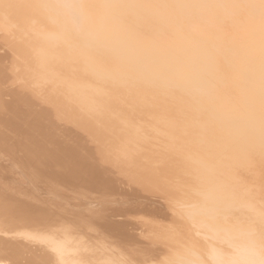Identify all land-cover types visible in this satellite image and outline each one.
Masks as SVG:
<instances>
[{"label":"rangeland","instance_id":"rangeland-1","mask_svg":"<svg viewBox=\"0 0 264 264\" xmlns=\"http://www.w3.org/2000/svg\"><path fill=\"white\" fill-rule=\"evenodd\" d=\"M1 4H4V2H2ZM0 7H2V5H0ZM2 8H0V10ZM2 11H0V15H1V13H4ZM21 11H25V10L22 9ZM0 18H1L0 19V26L3 27L4 25L7 26V24H8V26L10 25V27L7 26L8 30H6V31H10L11 29L13 30V33H12V30H11V32H8L9 34L12 33L13 37H11L8 33H6V31H4L6 29L5 26H4L5 29L3 28V31H1L2 27L0 28V38H1V36L2 37L6 36L5 34H7V36L9 35L12 38L11 39L8 36V39H7V36H6V37L0 39V43L2 42V44H0V69H2V67H4L3 69L5 70V72H4V70L2 69L4 72L3 74L6 75V77H5L6 79L4 78V83L6 82L5 80H7L6 84L8 85L9 82H11L13 74L15 75L12 79V82H11L12 85L10 86L13 90L10 89V87L5 85L3 82H1L2 83L1 86L3 88H4L3 84L5 86H7L4 89V91L9 88L8 91H5V92H7V94H9L10 91H13L14 93H16V91L19 89L18 87H23V88H20V89H23V91L20 92L21 91L20 90V91H18L17 94L13 93L14 94L13 95L10 92V94H9L10 97L9 96L8 97L11 98L13 103L9 101L8 97H4L2 95V98H4V99L6 98L8 100V102L14 104L16 106V110L18 111V113L22 114V111L24 110V113H25L24 115L28 116V117H32L35 114L36 106L38 105V107H39V105L41 106L43 103L44 105H46V107L47 106L50 107V110H49L43 105L45 107V109L49 110L50 114L52 113L51 114L52 117H50L51 120H54V124H52L53 122L51 121L52 127L54 125L57 129H59L60 128L59 125L60 126L62 125L63 128L61 126L60 129H62V130H60V131L64 132L65 128L68 129V127H66V126H70V123H68L69 125H67L65 123L68 121L72 122L71 119H68L69 118L68 116H71L68 114L70 112L74 113L75 111L78 113L83 112L81 110L84 107L81 108L82 105L81 106L79 105V102H78L79 100L77 99L78 101H76V99H75V97H77V96H73L72 94L68 95L71 92L73 93L74 89H72L73 91L72 90L69 91L70 93L69 92L67 93V91L70 90L68 87L69 83L67 84V82L70 81L69 79H71L73 77L72 80L74 79V82H76L75 80L78 81L79 78H77V77L80 76V75L78 76L77 74H82V75L84 74L82 72H85V70L83 71L82 70L83 66H80L82 64H79V63L75 64L74 63L75 61L71 62L73 60L62 61V60H65V58L63 59L64 56L61 58L62 60H60L61 56L60 57L58 56V52L60 51V49H59L60 47L59 48L56 47L57 48L56 50H58V51H56L55 48H49V47L47 50L45 48L46 46L44 47V45H43L44 43L42 42L40 37H38V36H40V34H38V31H40V32L42 31V30H38V26H40V25L36 26L37 24H35V23L29 24V22H24V23H28L27 25H29L28 27H26L27 26L26 24L20 25L19 21H17V24L22 26V27H18L17 24L15 23L16 21L14 20V22H13V19L11 17L10 18L12 19V21H11L12 23H10V24H9L10 21H8L10 19L5 18L4 21L7 20L8 23H4V21L2 20V19H4V17L3 18L0 17ZM13 23L16 24V25H14L16 27L13 26ZM11 24H12V26H11ZM32 25H34V26H32ZM30 26L34 27L37 30V33H35V37H34V33H33V32H35V30L32 32L34 38L31 36L32 33L30 32V30H32V27H30ZM23 27L24 28L26 27L25 30ZM43 27H45L44 30L49 29V28H46L45 25H43L42 27H39V29H43ZM22 28H23V31H22L23 33L21 32ZM44 30L42 32H44ZM15 31L16 32L19 31L21 34L19 35V32L17 34ZM25 32H27V33H25ZM16 35H18V37ZM227 36L229 37V34ZM9 38L12 40V41L10 40L11 42L9 41ZM35 38H37V39H35ZM227 38H225L226 40L223 39V42H226ZM4 39L8 41V44L4 43V41H5ZM34 39L36 40V42ZM39 39L41 40V41H39L41 43L37 42ZM151 39H153V38H151ZM231 39L232 38L230 37L229 40H231ZM1 40H3V41H1ZM30 40L34 41L35 43L31 42ZM21 42L22 43L24 42L26 45H22V44L19 45V43H21ZM28 42H29V44H28L29 49L32 48V45H33V47H35V45L38 43H39V45H38L39 48L36 45L37 48L36 47L33 48L34 51L33 50L29 51V49L27 48ZM3 43L5 45H3ZM10 43H14V44L17 43V45H19V46L15 45L18 48L14 49V47H15L14 44L10 45ZM41 45H42V48L40 47ZM22 47H24V48L22 49ZM40 48L42 50L44 49L43 51H47L46 53H48V51L51 50L50 51L51 54H47V56L50 57L49 59L46 56L45 52L41 53L43 51ZM24 49H25V51H28V53L33 52V53H31L32 57H33V54L38 55L36 57L34 56L35 58L33 57L34 60L32 59L31 56H29V57H31L33 62H35L36 58H38V60H40V61H36V62H37V64H38V62H40L39 65L41 64L42 69H43V70L40 69V71L42 70L41 72H44V73L37 71L38 70L37 68H39V66L37 67V65H36V67H37L36 68L34 65L36 63H34L33 64L34 66L32 67L33 62L28 61L29 60L28 56H26L27 57V60H26L25 55H28V54H27V52L23 51ZM18 50H21V53ZM37 51L39 53H37ZM22 52L25 55H23ZM53 52H56L57 54L53 53ZM52 54L53 55L56 54L57 57L55 56L56 58L55 59L53 58V60L56 61L58 65L55 64L56 62H54L53 60L51 61V59L53 57ZM42 55H43V58L46 56V59H48L47 63H44V64L42 63V59H43V58H41ZM68 60H69V58H68ZM48 61H50V63H48ZM52 62H54L53 64L58 66V68H59V65H61L63 69L59 68V69H62V70H59L57 67L56 68L58 70L56 68L54 69L53 67H55V65H52L53 67H51ZM59 62L60 63L62 62L63 65L65 64L66 66L68 65L67 62H69L70 66L72 65L70 63H73L74 67L78 66V67H76L77 70H74L76 74L74 73L73 68L71 69V71L66 70L65 69L66 66L64 65V67H63V65L60 64ZM43 65H47V68L43 67ZM41 66H40V68H41ZM32 68L34 70H32ZM35 68H36V70H35ZM76 68H74V69H76ZM6 69H8L10 71V73H12L14 70V73L12 75L9 73L10 76L7 77ZM45 69H47V71L54 69L55 71H52V72H57L56 75H60L61 77L65 76L66 78L69 74H71L72 71L73 72H72V76H70V77L68 76L69 77L68 80L65 77H64L65 79H63L59 76L61 80L59 79L60 81H58L57 80L58 76L54 75L55 73H53V75L51 73V75H50L49 73L51 71L47 72ZM78 69L80 70L79 72H81V73L78 72ZM2 70H0V73L2 72ZM15 71H16V74H15ZM32 71H35V72L32 73ZM68 71H70L69 74H66V73H68ZM106 71L107 70H105L103 62L101 60L97 59L93 63V72L95 74H101L102 72H106ZM119 71L114 70L113 75L111 74V72L108 74L111 75L112 77L115 74H118V77L121 76V77H119L120 80L123 79L121 82L123 84H124L123 81L127 82V84L125 82V84L123 86H121L122 83L120 84V86H118V84H116V83H119V82H117V80H116V82L113 81V82H109V83H107L108 81H102L103 79L98 78L97 76H94L93 75L94 73L91 72V70H90V72L93 74H91V73L90 74H91V76L92 75L93 76L91 77L90 75H88L89 74V73H87L88 70H86L84 75L87 78L85 77V80H83V82L85 81V83L88 84V85H86V87L88 89L84 86L85 83L81 84L84 87L83 86L79 87L78 83H77L78 85H76V83L71 82V81L70 82L72 84H75L80 89H83V88L87 89L88 92H90V93H87V97L89 96V98H92V100L94 99V101L95 100L97 101L98 98L103 99V97H102L103 95L106 98V99L104 98L105 100L103 99L104 101L102 100L104 102L103 104L107 103V102H105L107 100L111 103V101L115 98L114 99V101H115L114 105H112L113 103L110 104L109 102L107 103V105H103V104H101L102 103L101 99L100 100L98 99L101 103L99 101L96 102L98 104L99 103L101 104V105L99 104V106H100V108L102 107V110H103L104 106H105L104 109H108V110H106V111H108L107 116H108V118H110L111 122H113L115 120V118H113V117L116 116V114H110L112 112L115 113L117 111V116L119 119L122 116L125 118L126 113H128L130 115V117H128L129 115L127 114L128 116L125 118V119L128 118L127 120H124L123 118H121L119 120L116 117V120L117 119L118 120L117 121L115 120L116 121L115 123L114 122L111 123L109 121V119H108L109 122L108 121L105 122L104 121L105 119L104 120L101 119V120H102V122L110 123V126L116 124L117 122L119 125V123L121 122L120 126L116 127L117 125H115V128L120 127L121 131L123 130L122 128L125 127L124 125L127 124L128 122H129V124L131 123L132 126H133V124L136 126L135 129L131 130V131H136V129H137L136 134L134 132L130 133L131 131H129V130L131 129L132 126L129 125L130 126V128H129V126L127 124V126L125 127V130L129 131V133L132 135L129 134L126 136V131H124L125 136L123 135V139L125 138V140H126V139H129L126 137H130V136L132 137V138L130 137V139H132V140H128V141H131V142L133 141V142L132 143L127 142L128 144L129 143L131 144V145L130 144L129 145L127 144V145L130 146L129 149H131V150L136 148L137 150H134V151H136V154H137L138 150L140 151V153L138 152L139 156L137 155L138 158L135 156V158H137V160H135V158L132 159V157L134 155H132L131 158H130V155L129 156L127 155V153H129L131 150L129 152H127V150H128V148H126L127 145H123L125 143L121 144V142H120V144L122 145V148L124 146V148L127 149V150H125L126 154L123 151L124 148L122 150V148L120 146H117L118 148H120V150L118 149L117 151H116L117 148L116 149L114 148V147H116L115 142H117V145H120V144H118L119 143L118 141L122 140V134H120V133H122L123 131L119 132L118 129H116V130L113 129L110 132L109 131L107 132L106 131V130H108L107 128L111 129V127L107 123L105 125L106 128H104V125H101L102 122L101 123L98 122L96 124V125L99 124L98 128H97V126H95V123H96V120L99 121V119H95V120L93 119L95 121V123H94V121H92V119L90 120V122L92 123V125L94 124V127H96L97 132H98V129L100 130L99 126H101V129L103 126L104 129H102V134H100V132H101L100 131V132H98L100 135L98 133H97V135L101 136V138L105 135L106 139L108 138L107 140L104 139L105 136H104V138H102V140H104V141H102L101 144L103 145V143H104V146H102V145H100V146H102L104 148H102V147L100 148V146H99V144L101 142L100 141L101 138L99 136L96 135V137H99L100 140L95 138L94 135L92 136V138H90L91 140L89 139V137L91 135H89V137L86 138L87 137L86 136L87 135L86 128H83V132H80V131H82V128L78 127L77 129L79 131H77V130H75L76 128H74L77 126H74L71 123V126H70L71 129L69 127L70 130L68 129V131L66 130V133L64 132L65 134H67V132H71V133H69L68 135L65 136L64 133H60L59 130H57L55 127H53L52 128L53 130H51L52 134L56 135V133H54L55 129H56V132H59L60 135L58 136V133H57V135L54 136L53 138L50 137L49 141H48V137H46V138L43 137V138L47 139V140H45L43 138L41 139L40 143H45L44 140L46 141V143H45L46 146L44 148L49 149L51 146H52L51 148L56 147L57 143L59 141L63 145H65V144L67 145L68 143H73V141L76 140V141H74V143L81 144V146L85 145L84 143H86V141L82 142L83 139L84 140L89 139L91 144L98 143L100 141L98 144H95V145L99 146L100 150L101 149L106 150V148L108 150L110 148L108 150L109 153L115 152L114 153L116 155V156L114 155L115 157H111L112 153L109 157V155H108L109 153H107L108 151L107 150L104 151V152H106L104 155L105 156L107 155V157H106L107 159L111 158L112 161L113 160L117 161V158H116L117 153H118V151H122V153H118V156L120 154H122L120 156L123 158V155H127L129 157V158L127 157L128 160L131 159L130 163H128L130 165V168H129V165L127 163H125V162H128V161L124 160L126 157L125 156L124 159H121V162L124 160V162H122L124 164L119 162L120 164L123 165L121 168H120L121 165L119 166L118 162H113L114 164L116 163L115 166L113 164H111L110 166L111 167L114 166L112 168L116 167L115 168L116 171L114 169H112L111 167H109L111 169V171H113V170L114 171L111 172L108 168V172H109L108 173L107 169H106V173H107L106 176L109 175L110 173H114V177H113V174H110V176L116 180L118 178V181H116V180L113 181V179H111L110 176H108V179L110 178V180L113 181V183H112L113 186L111 184H106V185L103 184L104 186L103 185L100 186L98 184L96 186L94 185L97 188L103 187V188H101L103 191L99 190V189L98 190L95 189L96 190L95 193L104 194V195H102V198H99V195H97L95 193H94L95 195L92 194L91 192H94V191L91 190V188H89L91 191L89 189H87L86 191L89 192L91 195L88 194L86 196L87 199L86 198L78 199L77 196L80 197L79 191L80 192L82 191L81 190L82 187L80 186L81 183H76V184L73 183L75 185H78L77 186L78 188L80 187L79 188L80 190L79 191L77 190L78 195H75L77 192L75 191L73 186L72 187L74 190L72 189L71 186H70L71 188L66 186L67 189L69 188V191L73 190V193H75V194L72 193L73 196H71V197H69V196L57 197L55 199L57 201V202H55L56 207L51 206V202H41V201L37 200L35 203H37L41 207H43L42 214H38L40 212V209H32V210H30V212L22 213L20 215L12 216V217L6 219V218H4V215L2 214V210L0 208V224H2L3 220H4V243L8 247V252L10 253V255H9L10 257H8V256L4 257V264H14V258H16L20 254H22V252L25 251V249L29 245L27 241L20 239L18 234L11 232L16 226H18L20 228H22V227L26 228L31 232L33 231L36 234H38L39 236L45 235L48 238L57 237V236H60V233L64 229L71 228L69 226L72 225L73 222L75 221L74 216H77L82 220H85L87 218L90 219L89 221L91 222V225L94 223V225H96V227H94V228L97 230L99 227V226L97 227V224L102 225V226H100L101 229L99 228V231H98V232H100V230H101V232H100L101 234L100 233L99 234L102 235V237L99 235V237H101L99 240L101 242V239H103V237H104L105 241H103L100 244L103 248H106V249L110 248L109 251L113 255L115 254V257H116V255H118L117 256L118 261H119V259L120 260L122 259L121 264H143V263H145V264H149V263L150 264H246L242 255L250 249L249 244L251 243V241L255 242L254 245L257 249H259L261 251L264 250V226H263V224H264L263 223L264 222V219H263L264 218V130H263L264 122H263V126H261L262 128L260 127V130H255V129L248 130V129H246L249 124L251 126H255V125H257V123L259 122L260 119L264 120V103L258 102V99H257L258 95L260 98L264 99V70H225V71L221 70L220 72H219V70H217V72L216 71L214 72V70H212V75H210V74H208V75L214 76L216 78H215V80H212V79H214V77L211 78V81H212V85L210 84L211 88H210V86L206 88L202 85L192 86V87L188 88L186 90V97L184 95V98H183V99H185V98L187 99V101H185V103H184V100L183 101L181 100L182 98L181 99L179 98L180 94H179V97L176 96V94H178V93H176L177 92L176 89H174V90L172 89V91L170 93L171 96L170 95L167 96L168 91L171 90L174 83L172 84L171 87H169V85H168L169 90H165L166 88L168 89V87L163 86L164 84H166L164 82L161 83V86L159 87V89H158V85H160V82L157 83L158 84L157 88L151 87V86L156 85V83H153V82L147 83V84L145 82H143V83L137 82L135 84V82H134L133 87L137 84H139V85L136 86L137 88L136 87L133 88V87H130V86H132L131 81H137V79L142 80V77H140V76L142 75L144 77V75H143L144 71L142 72V74H141V71H137V73H136L135 70L133 71L134 73L133 72L131 73V70L130 71L125 70L124 72L121 70L120 72H123V74H120ZM45 72H47V74L51 78H48V76L46 75ZM213 72L215 74H213ZM58 73H60V74H58ZM63 73L65 75L62 76ZM31 74L34 75V76H32V78L34 77V80L30 77ZM0 75H2V73ZM82 75L80 77H82ZM84 75H83V78H84ZM54 76H56L57 78H55ZM137 76L140 77L141 79L138 78ZM9 77H11V78L9 79V82H8ZM74 77H76V78H74ZM89 77H91V79ZM118 77H116V78H118ZM124 77H126V78H124ZM53 78L57 80V81L56 80L55 81L58 85L62 84L63 88L67 84L65 86V88L67 87L66 88L67 91H65V89H62L64 92L62 90H59L62 88V86H60V85L58 86L56 83H54V81H52ZM97 78L101 79V80H97ZM0 79H1V77H0ZM30 80H31V82H30ZM63 80L67 81V82H64L65 85H63L64 83H62ZM79 80H81L80 82H82V78ZM176 81L181 82V80L180 81L176 80ZM101 82H102V85H101ZM104 83H106V84H104ZM111 83H114V84H111ZM175 83H177V82H175ZM207 83L209 84L210 80ZM72 84H70V85H72ZM108 84H111V85L108 86ZM128 84H129V86H128ZM178 84L180 87L181 83H178ZM178 84H175V85L177 86ZM75 85L74 86L72 85V86L75 87ZM144 85L145 86L149 85V86L148 87L146 86L147 87L146 88V87H144ZM1 86H0V88H2ZM12 86H15V87H12ZM103 86L104 87L108 86V89H110L111 86H113L112 90L114 92L109 90V93L112 92L114 94L118 91L119 94L116 93V95H114V98L112 100H109L107 98L109 97L108 95L111 96V94L108 93L107 88H106L107 91H105V89H104L105 94L103 91H101L103 89L99 90L100 88H104ZM162 86L165 88V89L163 88V90L167 94L165 92H164L165 94L163 93L162 88H161ZM181 86H182L181 87L182 89L177 88L178 86L174 87V88H177L178 90H181L183 92V90H184L183 86L185 88V85L182 84ZM16 87H17V89L14 90ZM114 87H115V90H114ZM118 87H120V89ZM150 87H151L152 91H153V89L155 90L154 91L155 96L154 95L151 96V94L153 92L151 93ZM129 88L131 89V91H129L130 90ZM140 88L144 89L143 90L144 93H142V89H140ZM77 89L78 88H75V92L79 90V89L78 90ZM25 90L28 91V95L31 97L30 104L28 106H26L28 108H25V106H24L25 104H23V106H20V104H19L21 102H24L26 99L29 100V97H26L27 92H25ZM97 90H98V92H100L99 94H96ZM139 90H140V92H139ZM157 90H159V92H156ZM119 91H121L122 93H120ZM173 91L176 94H173ZM65 92L67 93V95L62 96ZM130 92H132V93L134 92L133 95L130 94ZM182 92L179 91V93H182ZM158 93L160 95L158 97H156ZM11 94L13 95L12 97H11ZM84 94H85V92H84ZM117 94L119 96H117ZM145 94H146V97H145ZM184 94H185V90H184ZM95 95H96L97 99L94 97ZM98 95L100 97H98ZM123 95H125V96H123ZM164 95L166 96V98H168V97L169 98L168 99H166V98L162 99V97H165ZM172 96H174L173 97V98H175L174 100H176V98L180 99L183 102L182 103L183 105L184 104L187 105V104H189L188 102L191 103V101H193V100L194 101L191 104H194L195 101H198L200 103L199 105L201 107L196 108L195 105L191 106L190 104H189V106H191V108L194 107L195 111H196V109L200 110V111L198 113H194V114H193L192 110H191L192 113L186 112V110H185V112H184V110L182 111L183 105L180 106V104H178V103H181L180 100L178 101V99H177L176 101H178V102L175 103L176 101L174 102V100H172ZM196 96H197V98H196ZM200 96H201V98H199ZM202 96L203 97L208 96L210 98L208 99V97H207L205 99ZM62 97L70 98V99L74 100L75 103L72 106L71 100H68L67 98L62 99ZM152 97H155L156 99L157 98L162 99L165 101V103L163 104L162 100H161L162 102L159 99L157 101L155 98L153 99ZM170 97H171V99H170ZM136 98H138V100L140 99V101H142L143 105L140 106V104H142V103H140V101H138V100H135ZM61 99H62V101L66 100L68 102L65 101V104H64V103H62ZM116 99H117V101H116ZM169 99L172 100V102ZM132 100H135V101H132ZM168 100L170 101L169 103H167ZM70 101H71V103H70ZM114 101H112V102H114ZM137 101H138V103H137ZM160 102H161V104H160ZM4 103L9 104V103H7V101ZM135 103H137L136 107H137V105H139L138 106L139 108L133 107V105L135 106ZM166 103H167V105L165 106ZM172 103H173V105H172ZM63 104L67 105V106H64ZM196 104H198V103H196ZM74 105H75V107L77 106V108H79V106H80V108H79L80 112L77 111V109H75ZM108 105L109 106L112 105V106H110V108H108L109 107ZM171 105L175 106V108L172 107ZM176 105H178L181 108L179 110H177L178 106H176ZM209 105H213V106L212 107L210 106L211 107L210 108ZM43 106H41V107L44 108ZM106 106H108V107L106 108ZM41 107H39V108H41ZM189 108L187 109V107H186L187 110H189ZM183 109H185V108L183 107ZM109 110H111V111L109 112ZM50 111H52V112H50ZM76 112H75V114H76ZM122 112H123V114L124 113L125 114L123 115ZM181 112H182V114H181ZM0 113H2V112H0ZM81 113L79 115H81ZM109 114L111 115V117H112V115H114L112 117L113 121H112ZM0 116H1V114H0ZM22 116H23V114H22ZM65 119H66V122H64ZM67 119H68V121H67ZM121 120H124V121H121ZM105 123H103V124H105ZM107 125L109 127H107ZM94 127H92V128H94ZM127 127L129 129H126ZM72 128H74L73 131H72ZM132 128H134V127H132ZM85 130H86V133H85ZM214 130H216L215 133H214ZM103 131H104V134H103ZM105 131H106V134L107 133L109 134V136H108V134L107 135L105 134ZM112 131H113L112 134H114L116 131L119 132V133L116 132L117 134H114V136L112 135L113 138L116 137V139H119L120 136H118V135L119 134L121 135V138L118 141H116V139H115V142H114L111 140L112 138L109 139L110 135H111L110 133ZM62 134H63V136H65V140L68 137L67 139H69V140H66L67 142L70 141L71 139L73 141L67 143L66 141L63 140L64 138L61 137ZM93 134H95V133H93ZM133 134L136 135L134 138H136L137 140L135 139V141L133 138ZM115 135H117V136H115ZM93 137L95 139H97L98 141L93 140L94 142H92V139H94ZM81 138H83V139L81 140ZM58 139H59V141H58ZM138 139L141 140V142H139V143L143 144L141 146V144L138 143L139 147L141 146L143 149V146H145L148 149V152H147L148 154L147 153L145 154V147L143 149L144 152L142 151L143 152L142 153L141 152L142 149H139L137 147L138 145L133 146V144H136L135 142H137ZM80 140H81V142H80ZM105 140L107 142H105ZM108 140L110 141L109 142L110 145L115 144V146L109 147ZM125 140H122V141L125 142ZM47 141L50 144H47ZM51 142H53V143H51ZM60 142H59V144H60ZM111 142H112V144H111ZM82 143H83V145H82ZM87 143H89V142H87ZM105 144H107V145L105 146ZM97 146H95V149L98 148ZM131 146H133L135 148H133V147L131 148ZM112 148H113V150H111ZM0 149L4 150V151H0V153L6 152L4 154V156H3V154H0L1 155L0 156V159H1L0 162L4 165L2 168L0 167V169H2V171L1 170L0 171L2 173L4 170L5 175L2 176V174H3L2 173L1 176L4 177L5 180H16V179L21 180V181H19L20 185L23 188H26L31 194L36 193L39 196V197H37L39 199H41V198L42 199L54 198V196L51 195V191L49 189L45 188L43 186V184H36L30 179L29 175L26 173V171L23 169V167H21L20 163H17V164L9 163V162H11L10 161L11 157H9L11 155H9V153H7L6 147L3 149L2 146H0ZM46 149H44V150H46ZM48 149H47V151H48ZM97 150H99V149H97ZM101 151L103 152V150H101ZM84 152H85V150H84ZM123 152H124V154H123ZM131 152H130V154H132ZM133 153L135 154V152H133ZM85 154H87V155H85ZM85 154H84L85 155L84 157H87L88 153L85 152ZM14 155L19 156V155H22V153L19 152V153L14 154ZM36 155L39 156V153L38 154L36 153ZM148 155L151 158L149 160H148V157H149ZM56 157H57V155H56ZM61 157L62 156H60V158L59 157L55 158V156L53 155V156H51V159L53 158L55 161L59 160V161H57L59 163L61 161H64V157H63V159ZM141 157H143L142 158L143 162L148 160V161H146L148 163V165L145 162L146 163V164L144 163L145 167L143 166L144 168L143 167L142 168L146 170V167L148 166L147 170L151 169V172L153 171V173H154V174H152L148 170L149 173L151 174V178H149V179L153 180V181H150L149 183H147V181L149 180L147 178L150 177L149 173L147 174L146 173L147 170L145 172V170H143L141 167H139L140 165H143L142 164L143 162L139 161V160H141ZM112 158H115V159H112ZM127 158H126V160H127ZM33 159L34 158H30V161H33ZM119 160H120V157H119ZM132 160L134 162L138 161V163L140 165L135 164L134 162H132V163H134L135 166L137 165L139 168L136 167L137 168L136 169L135 166L132 167L135 169L131 168V166L133 165V164L131 165ZM49 161L53 162V160H49ZM43 162H41V164ZM47 162H45V164L44 163L42 164L43 168H45L47 166V164L48 165L51 164L50 162H48V163ZM1 163H0V166H2ZM117 164H118V168L120 170H122V168L124 169V167L127 168L126 166H128L127 171L128 170L130 171V169L133 170V171H131L132 174L130 172V174H131L130 175L129 171L126 172V169H124L125 171L122 170L124 172V177L122 176V174L120 176H121V179L125 178L127 176L126 179L128 180L129 175H130V177H132L133 179H136V180L132 179L133 181L132 180H128V181H130V183L135 181L134 183H131V185H130L129 182L128 183L126 182L127 180L124 183V179H122L123 181L121 179H119V173L117 174L116 172H120V173H123V172L117 168ZM125 164H127V165H125ZM149 165H150V167H149ZM9 167H11L13 171H11L9 169ZM47 167H49V166H47ZM140 168L144 172L141 171ZM139 169L141 171L140 173H144V175L142 176L143 179H141V175H140V181H139V175L137 174V173H139ZM9 171H11L13 173V175L9 174ZM125 173H127L129 175L125 176ZM133 173H135V174H133ZM136 175H137V178L135 177ZM156 175L158 178L154 177ZM159 176H160V178L164 176L163 178H161L162 181H161V179H159ZM6 177H7V179H6ZM152 177H154V178H152ZM156 178H157V180L158 179L159 180L154 181V179H156ZM137 179H138V181H137ZM144 179L147 180V181H145V184L141 182L142 180L144 181ZM119 180H121L123 183ZM164 180H165V182H163ZM166 180H167V183H166ZM159 181H161L162 183ZM137 182H138V184H137ZM151 182L154 185H152ZM115 183H117L116 184L117 186L114 185ZM126 183L128 185H130V187H127ZM139 183H140V185H139ZM164 183L168 184V185H165ZM147 184L149 186H153V188H150ZM159 184H161L162 186L161 185L159 186ZM163 184L165 186H163ZM108 185H110V186H108ZM121 185H123V186H121ZM120 186L123 189H126V187H127V189L130 188L128 190L126 189L127 196L125 194V190H123ZM145 186H146V188H145ZM166 186H168V189ZM95 187H92V189ZM105 187L107 189H109V188L110 189L104 193V191H106V189H104ZM113 187H119L121 189L117 190V188H113ZM142 187H143V190L140 189ZM154 187H157V188H154ZM158 187H160V188L158 189ZM162 187H165V188H162ZM111 188H112V190H111ZM134 188L136 190H134ZM137 189H140V190H137ZM153 189L155 192L152 191L151 192L152 195H151L150 191ZM160 189H166L165 192L168 195L170 194V196H167L165 194L164 190H160ZM110 190H111V192H110ZM116 190H117V193H116ZM129 190H131V192ZM158 190H160V192H164L165 195H163L162 193H157ZM167 190H168V192H167ZM170 190H171V192H170ZM99 191H102V192L100 193ZM118 191L123 193V194H121V193L119 194ZM127 191H129L130 194H128L129 192H127ZM138 191L141 192V195H140V192L137 194ZM147 191H148V194L150 193L149 196H148V194H146L147 196L142 195V194H144V192L147 193ZM106 193H108V194L109 193L110 194L115 193V194L110 195L112 197L107 195V196H109V197H107ZM135 193L137 194V196L138 195L139 196L135 197L136 196ZM158 194H159V196H158ZM160 194H162L163 196ZM68 195H71V194H68ZM92 196H94L95 199H92ZM95 196H97L98 198H96ZM104 196H106V197H104ZM113 196H115V197H113ZM154 196H156V199ZM157 196L158 197L161 196L160 198H162L163 200L158 199ZM89 197H91V198L89 199ZM142 197H145L146 199L145 198L142 199ZM148 197H149V199H148ZM150 197H153L154 199L152 198L153 199L152 200ZM105 198H108V199L106 200ZM102 199H105L106 201H104ZM118 221H120V222H118ZM109 222H112V224H114L110 227L115 226L113 231H112L113 228L111 229V231H106L107 229H109V227H108L110 225ZM116 222H117V224L118 223H120V224L115 225ZM107 223H109V225H106ZM121 223H123V225ZM125 223H127V225L128 224L130 225V226L129 225L128 226H129V228L131 227L130 230H132V229L134 230V231L132 230V232H134V233H132L129 230L131 232V235H130V233L127 230L128 227ZM103 224H105L106 227H108V228H106V230H103V227H105V225H103ZM120 225H121V227H120ZM116 226H117V228H116ZM137 226H139V227L137 228ZM58 227H62V228L57 230ZM75 227H79V228L75 229L76 231H79V232L83 231V230H81L82 227L77 226V225L73 226L72 228H75ZM122 227H124V228L122 229ZM136 228L138 229L137 230L138 232L135 231ZM140 228H142V230ZM260 229L262 230V232ZM103 231H106V232H103ZM142 231H145V232L143 233ZM119 233H121V236ZM139 233L141 235V238L144 235L146 237L144 236V238H142V240H140V237L136 236ZM81 234H82V232H81ZM133 234H134V236H133ZM140 235H138V236H140ZM130 236H131V238H130ZM0 237H2L1 232H0ZM106 240L111 242L110 243L111 245L109 244V242L106 243ZM135 240L139 241V243H137ZM106 244H109L110 247H108ZM104 245H106V247ZM123 246H124V249H122ZM137 246H139L140 248L143 247V251L141 252L142 248L140 249ZM64 247L65 248H62L61 251L57 252V254L64 255V258L58 259V261L55 264H69L68 257L70 255H73V254L69 252L67 246H64ZM134 247H135L136 253L134 252ZM136 247L138 248V250L136 249ZM48 248H50V243L44 242V243H41L39 245V250L41 252L50 253L52 255L54 252ZM125 248H127V249L129 248L130 250L131 249L132 250L130 252L129 250H127ZM126 250L128 252H130V255H128L129 253L127 254ZM144 250H146L145 251L146 253L144 252ZM106 251H108V249ZM125 251H126V253H125ZM132 251L135 253L134 256L136 257V261H135V258L134 259L132 258L134 256L131 257V255L134 254ZM147 251L150 253V255H148ZM139 253H140V255H139ZM141 253L143 256L148 255L147 256L148 258L144 259V261H143V257H142V261H143L142 263L139 262V260L141 261V258H140L142 256ZM126 254L128 255V257H125V256H127ZM136 255H138V256H136ZM145 256H144V258H145ZM138 257H139V259H138ZM80 258H83V257H80ZM145 261H147V262H145ZM148 261H149V263H148Z\"/></svg>","mask_w":264,"mask_h":264},{"label":"bare ground","instance_id":"bare-ground-1","mask_svg":"<svg viewBox=\"0 0 264 264\" xmlns=\"http://www.w3.org/2000/svg\"><path fill=\"white\" fill-rule=\"evenodd\" d=\"M2 2H4V4H1ZM0 5H2V7L4 8L3 9L2 7H0V8H2L0 11L3 10L2 12H4V13H1L0 17H2V18L4 17V19H2L3 21L5 20V18L10 19V20H8V21H10L9 24L12 23L11 21L13 19V22L15 20L16 24H17V21H19L20 25H22V24L27 25L28 24V23H24V22H29V24L35 23V24H37L36 26L40 25V26H38V30L43 31L45 29V27H43V29H39V27H42L43 25H45L46 28H49L47 30H44V32L38 31V34H40V36H38V37H40V39L44 43V44L42 43L44 45V47L46 46L45 48L47 50H48V47L49 48H55V50L57 49L56 47H58V48L60 47L59 48L60 51L58 52V56L59 57L61 56L60 60H62L61 58L64 56L63 59L65 58V60H62V61L73 60L71 62L75 61L74 62L75 64L76 63L82 64L80 66H83V69L82 68L81 69L83 71L85 70V72H86V70H88V72H87V73H89L88 75L91 76V74L94 73L93 72V63L97 59H99L103 62L105 70H107V71L102 72L101 74H95L94 73L93 75L97 76L98 78H102L103 79L102 81H108L107 83L113 82V81L116 82V80H117V82H119V83H116V84H118V86H120V84L122 83L121 81L123 80V79L122 80L119 79V77H121V76L118 77V74H115L116 76L114 75L115 77L114 76L112 77L108 73L111 72V74L113 75L114 70H117V71L122 70L123 72L125 70H129V71L131 70V73H132L135 70L136 73H137V71H141V74H142V72L144 71L143 72L144 77L142 75L140 76V77H142V80L137 79V81H131L132 86H130V87H133L134 82H135V84L137 82L138 83L145 82L146 84L153 82V83H156V85L151 86V87H155V88H157V85H158L157 83L160 82V85H158V89L161 86V83H163V82L167 84V85L164 84L163 85L164 87L165 86L168 87V85H169V87H171L173 83H174V85L181 83V85L182 84L185 85L186 89L183 86V89L185 90V94H184V90L182 92L181 90L177 89V88L182 89L181 88L182 86L180 85V87H179V84L177 85L178 87L176 85L175 86L173 85L171 90H169V87H168V89L167 88L165 89L163 86L161 88H162L163 93L165 92L163 90V88L165 90L170 91V92L168 91V94L165 92L167 94V96L168 95L171 96L170 93H171L172 89L173 90L176 89L177 92L176 91L175 92L178 94L174 93V91H173V94H176L177 97H179V94H180L179 98L180 99L182 98L181 100L182 101L184 100V103H185V101H187L186 98L185 99H183V98H184V95L186 97V90L188 88H190L192 86H198V85H202L206 88L210 86V88H211V85H212L211 78L214 77V76H210V75H212V70H214V72L215 71L217 72V70H219V72L221 70H224V71L225 70H264V0H1ZM22 9L25 11L27 10V11L26 12L21 11ZM4 23H8L7 20L4 21ZM15 23H13V26L16 25ZM20 25L17 24L18 27H22ZM34 25H32V26H34ZM4 26L6 27V29L4 28ZM4 26L3 27L0 26V28L2 27L1 31H3V28L5 29L4 31H6V30H8V27H10V25L8 26V24H7L8 27L6 25H4ZM11 26H12V24H11ZM28 26L29 25H27L26 27H28ZM32 26H30V27H32ZM14 27H16V26H14ZM23 28H22L21 32L23 31ZM25 28H24V30H25ZM11 30L6 31V33L11 32ZM34 30H35V32H33ZM18 32H16V33L18 34ZM30 32L31 33L33 32L34 37H35V33H37V30L34 27H32V30H30ZM12 33H13V30H12ZM12 33L11 34L8 33V34L11 37H13ZM25 33H27V32H25ZM33 33L31 34L32 37H33ZM20 34L21 33L19 32V35ZM228 34H229V37L227 36ZM5 35L7 36V34H5ZM6 36H4V37H6ZM8 36H7V39H8ZM16 36L18 37V35H16ZM4 37L1 36V38H4ZM230 37L233 40L232 39L229 40ZM10 38H9V41L12 39V38L11 39ZM151 38H153V39H151ZM225 38H227V41H226L227 43L223 42V39H225ZM35 39H37V38H35ZM40 39L37 42L41 41ZM1 41H3V40H1ZM6 41L7 40H5L4 43L8 44V41L7 42ZM29 42L27 43L28 49H29V46H28ZM31 42L35 43L36 40H35V42L34 41H31ZM4 43H3V45H5ZM39 43H41V42H39ZM39 43L36 44L38 48H39V46H38ZM0 44H2V42ZM11 44H14V43H10V45ZM20 44L26 45L24 42L19 43V45ZM15 45H17V43H15L14 46ZM19 45H17V46H19ZM36 45H35V47H36ZM35 47H33V45H32V48L30 47L31 49H29V51L30 50L34 51L33 48H35ZM40 47L42 48V45ZM17 48L18 47H16V46L14 47V49H17ZM23 48L24 47H22V49ZM25 49L23 51H25ZM21 50H18V51H20V53H21ZM50 51L51 50H49L48 53H46L47 51H43L41 53L45 52L46 56H47V54H51ZM56 51H58V50H56ZM25 52H27L28 55L23 54V52H22V54L25 55L26 60H27L26 56H28L29 62L32 61L34 56L35 57L38 56L36 54H33V57H32L31 53H33V52H31V53L30 52L28 53V51H25ZM37 53H39V52L37 51ZM53 53H56V52H53ZM56 54H54V55L52 54L53 57H52L51 61L53 60V58L55 59L57 57ZM29 56H31L32 59ZM46 56L43 58V55H42V57H41V58H43L42 59L43 64L47 63V60L50 58L49 56H47L48 59H46ZM68 58H69V60H68ZM36 59H35V62L32 61L33 62L32 67L34 65H35V67H36V65H37V67L39 66V68L36 67L38 69L37 71L39 72L40 69H42V66H41V64L39 65L40 62H38V64H37L36 61H40V60H38V58H36ZM54 62H56V61H54ZM54 62L51 63V67H53L52 65L57 64V62L55 64H53ZM34 63H36V64H34ZM48 63H50V61H48ZM67 63L69 65V62H67ZM60 64L63 65L62 62ZM70 64H72V65L66 66L64 64L66 66L65 67L66 70L71 71L72 68H73V71L77 70L76 67H78V66L74 67L73 63H70ZM64 65H63V67H64ZM40 66H41V68H40ZM43 67L47 68V65H43ZM56 67L58 68V66H56V65L53 68L55 69ZM3 68L4 67H2V69ZM36 68H35V70H36ZM59 68H62V66L59 65ZM74 68H76V69H74ZM2 69H0V70H2ZM54 69L49 70V71H51L49 73L50 75H51V73H52V75H53V73H55L54 75L57 74V72H52V71H55ZM62 69H59V70H62ZM3 70L1 72L2 75H0V77H1L0 83L1 82L4 83V78L6 77V75L3 74L5 72V70H4V72H3ZM7 70L8 69H6V73H7V77H8V76H10L9 75L10 71L9 70L7 71ZM32 70H34V69L32 68ZM45 70L47 71V69H45ZM90 70L93 73H91ZM49 71H47V72H49ZM70 71H68V73H66V74H69ZM79 71L80 70L78 69V72ZM34 72L35 71H32V73H34ZM47 72H45L46 75L48 76V78H51L47 74ZM72 72H71V74L68 75L69 77L72 76ZM85 72H82V73L85 74ZM123 72H120V74H123ZM214 72H213V74H215ZM13 73H14V70L10 74L12 75ZM41 73H44V72H41ZM64 73L62 74V76L65 75ZM74 73H75V71H74ZM79 73H81V72H79ZM15 74H16V71H15ZM58 74H60V73H58ZM208 74H210V75H208ZM77 75L81 76L82 74H77ZM83 75H82V77H80V76L77 77L79 79L82 78V82H80L81 80H79V79H78L79 82L77 80H75L76 82H74V79L72 80L73 77L71 79H69L68 76H67V78L65 76L61 77L60 75H56V76H58V79H57L58 81L61 80L60 77L63 79L66 78L67 80L69 79L71 82L76 83V85L79 84V87H80V86H83L81 84L85 83V81L83 82V80H85L86 76L84 75V78H83ZM14 76L15 75L13 74L12 79ZM32 76H34V75L31 74L30 77L32 78ZM56 76H54V77L57 78ZM91 77H89V78L91 79ZM116 77H118V78H116ZM140 77H138V78H140ZM10 78L11 77L8 78V82H9ZM74 78H76V77H74ZM98 78H97V80H101ZM124 78H126V77H124ZM215 78L216 77H214V79H212V80H215ZM12 79H11V82H12ZM32 79L34 80V77ZM53 79H52V81H54V83H56L57 80L56 79L53 80ZM31 80H30V82H31ZM176 80H179V81L181 80V82H178ZM209 80H210V83L208 84L207 82H209ZM5 81L6 82L4 84L7 85L6 84L7 80H5ZM70 81L69 82H67L65 80L62 81V83H64V82H67V84L69 83L68 87L70 90L67 91V89H66L67 87L65 88V86L67 84L65 85V83L63 84V85H65L64 88H63L62 84L61 85L59 84L60 86H62V88L59 90L65 89V91H67V93H68L69 91L74 89V91L72 90L74 94L72 92L71 93L69 92L70 94H68V95L72 94L73 96H77V97H75L76 101L79 100L78 101L79 105L80 106L82 105L81 108L82 107H84V108L81 110V111H83L81 113L79 111L80 106H79V108H77V106L75 107V105H74L75 109H77V111H79L81 113V115H79L80 113H78L76 111H75L76 114H75V112L74 113L70 112L71 114L69 113L68 115H71V116H68L69 117L68 119H71L72 122L68 121V119H67L68 122H66V119H65L64 120V122H66L65 124L69 125L68 123H70V126H71V123H72L74 126H77V127H74V128H76L75 130H77V131H79L77 129L78 127L82 128V131H80V132H83V128H86V130H87V135H86L87 137L85 136L86 138H88L89 135H91L89 137V139L92 138L93 135L97 139H99V137L101 138V136H99V135L102 134V129L106 128L105 125L109 121L111 122L110 118H108V116H107L108 111H106V110H108V109H104V107H105L104 106L103 110H102V107L100 108V106H99V104L101 102H102L101 104L104 103L103 101L106 99L105 96L104 95L102 96L103 99L105 98L104 100L101 98H98L99 100L101 99V102H100L95 95L94 97L97 99V101L96 100L94 101V99L92 100V98H89V96L87 97V93H90V92H88V90H87L88 88L86 87V85H88V84H86V83L84 84V86L87 89L83 88L84 89L83 90V89H80L79 87H77L75 84H72ZM11 82H9L10 85L9 84L7 85L8 87H10L12 85ZM123 82L125 84L126 81H123ZM175 82H177V83H175ZM4 84H3L4 88L1 86L2 83L0 84V86L2 87V88H0V112H2V113H0L1 114V116H0V146H2L3 149L6 147L7 153H9V155H11V156H9V157H11V159L8 157L11 161L9 163H11V164L20 163L21 167H23V169L26 171V173L29 175L30 179L34 183L43 184V186L45 188H47L51 191V195L54 196V198H49V199H42L41 198V199H39V198H37L39 196L36 193L31 194L26 188H23L20 185L19 181H21V180H19V179L5 180V178L2 177L3 175H5L4 170H3V172H2L3 174H2L1 173L2 169H0L1 170L0 171V208L2 210V214L4 215V218L8 219L12 216H16V215H20L22 213L30 212V210H32V209H40V212L38 214H42L43 207H41L39 204L35 203L37 200L41 201V202H51V206L56 207L55 202H57V201L55 199L57 197H64V196L71 197V196H73V194H75V193H73L74 189L77 192L75 195H78V191L80 190L79 189L80 187L78 188L77 187L78 185H75L76 183H81L80 186L82 187V189H81L82 191L81 192L79 191L80 197L77 196V198L78 199H80V198L81 199H83V198L87 199L86 196L88 194H90L89 192L86 191L87 189L91 188V190L94 191L91 193L94 194L96 192L95 189L102 190L101 188H103V187H98V188L95 187L97 184L100 186L103 184L104 185L111 184L113 186L112 183L116 179H113L110 176V174H113V177H114V173H110L109 175L106 176V174H107L106 169L108 172V168L111 167L110 166L111 164H113L115 166L116 163L114 164L113 162L119 163V162H121V159H124V157L126 156L124 160L128 161V162H125L128 164V163H130V160H131V159L128 160L129 155H130V158L132 157V155H134L132 157V159H134L135 156L138 158V156H139L138 152L140 153V151L138 150V152L136 154V151H134V150H137V149L133 146L138 145L137 147L139 149H142L141 146L143 144L139 143V142H141V140L138 139V141L135 142L136 144H133V146H131V148L133 147L135 149L131 150V149H129L130 146H128L130 143L133 142V141L132 142L128 141V140H132V139H130L131 136L126 137L129 139H126V140H125V138L123 139V135L125 134L124 131H126L125 127L127 126V124H128V126L129 125L132 126L131 123L129 124V122L128 123L126 122L127 124H125L124 125L125 127L122 128L123 132L121 131L120 127H119L120 129L115 128V125H117L116 127H118V126H120L121 122L119 123V125L117 122L116 124H114L112 126H110V123H108V125L111 127V129L107 128L108 130H106V131L110 132L113 129H115V130L118 129L119 132H122L120 134H122V140H125V142L122 140H119L121 138L120 134L118 135V136H120L119 139H116V137L115 138L112 137V135L114 136V134L119 133V132H117L118 130L116 131L117 133L114 131L115 132L114 134H112L113 133V131H112L110 133L111 135H110L109 139L112 138L111 140L114 142H115V139H116V141L119 140L118 144H120V142H121V144L125 143L123 145H127L128 144L127 142H130L127 145V147L125 146L126 148H128V150L125 149L124 146H123V148H124V150H123L121 144L117 145V142H115L116 147H114L115 144H112V142H111L112 145H110L109 144L110 141L108 140L109 147L113 146L115 149L117 148L116 151L118 149L120 150V148H118L117 146H120L122 148V150L125 152V154H126L125 150H127V152H129L130 150L132 151V152L130 151L132 154H130V152L127 153L128 156L123 155V158L120 156L122 154H120L118 156V153H122V151H118V153L116 152L117 153V157H116L117 161H114V160L112 161L111 158H109V159L106 158L107 155L106 156L104 155L106 153L104 151L107 150L106 147H105L106 150L101 149V150H103L104 153L100 150V148L102 146H104V143H103V145L101 143H102V141H104V140H102V138H104L105 135L101 138V140L99 139L101 141V142L99 141L100 142L99 146L102 145V146H100V148H99V146L95 145V144H98L99 142L93 143L94 144L93 145V144H91L89 139L84 140L83 138H81V140L83 139L82 142L86 141V143H84L85 145H83V143H82L83 146H81V144L74 143V141H76V140L73 141L71 138H70L71 140L68 142L73 141V143H68L66 140H69V139H67L68 138L67 137L65 140V136L71 132H67V134H65L66 130L68 131V129L70 127V126H66V125L65 126L68 127V129L65 128V131L63 130L65 133L60 131V130H62V129H60L62 125L61 126L59 125V127H60L59 129H57L54 125H53V127H55L57 130H59L60 133L65 134V136H63V134H62L61 137L64 138L63 140L66 141L68 144L63 145L58 139L60 144L57 141L58 142L57 146L53 147V148H51L52 147L51 146L49 149L47 148L48 149V151H47V149L44 148L46 146L45 140H47L45 138L48 137V141H49L50 140L49 138L50 137L53 138L54 136L57 135V133H58V136L60 135L59 132H56L55 128H54L55 129L54 133H56V135L52 134V132H51V130H53L52 129L53 127L51 125V121L53 122L52 124H54V120H51V118H50V117H52L51 116L52 113L51 114L49 113L50 107H48V106L46 107V105H44L42 103L41 106L44 105L47 109H49V110H47V109H45L44 106H43L44 108H42L39 105V107H41V108H39L38 105L37 106L35 105L36 110H35V114L32 117L25 116L24 110L22 111V114H23V116H22V114L18 113V111L16 110V106L14 104H12L13 102H12L11 98H9L10 92L12 94L14 92L10 91L9 94H7V92H5V91H8L9 88L4 91V89L7 87ZM70 84H72L73 86L75 85V87H73ZM104 84H106V83H104ZM111 84H114V83H111ZM111 84H108V86ZM124 84L122 83L121 86H123ZM126 84H127V82H126ZM101 85H102V82H101ZM137 85H139V84H137ZM137 85H135L134 87H136ZM108 86L107 87L103 86L104 88H100V89L98 88V89L99 90L103 89L101 91H103L104 94H105V91H107V90H108V93H109V90L114 92L112 90L113 86H111V88L109 87L110 89H108ZM128 86H129V84H128ZM146 86L148 87L149 85H146ZM146 86L144 85V87H146ZM12 87H15V86H12ZM151 87H150V89H151ZM174 87H177V88H174ZM18 88L19 89L14 94H17L18 91H20V90H21L20 92L23 91V89H20L23 87H18ZM75 88L79 89V90L77 89L78 90V91H76L77 93L75 92ZM106 88H107V90H106ZM118 88L120 89V87H118ZM10 89H12V88L10 87ZM16 89H17V87L14 90H16ZM104 89H105V91H104ZM140 89H142V88H140ZM27 90H25V92H27L26 97H29V100L26 99L24 102L19 103L20 106H23V104H25L24 105L25 108H28L26 106H28L30 104V101H31V97L28 95ZM114 90H115V87H114ZM143 90L144 89H142V93H144ZM121 91H119V92L122 93ZM129 91H131V89ZM150 91H151V93L153 92L151 94V96H153V95L155 96V93H154L155 90L153 89V91H152V89H151ZM179 91L182 93H179ZM84 92L86 95L84 94ZM112 92L109 93V94H111V96L108 95L109 97L107 99L112 100L114 98V95H116V93H118V91L114 94ZM139 92H140V90H139ZM156 92H159V90H157ZM65 93L62 96H66L67 93L66 94ZM99 93L100 92H98V90H97L96 94H99ZM133 93L130 92V94H132V95H133ZM12 94H11V97L14 95V94L13 95ZM118 94H117V96H119ZM2 95L4 97L9 96L8 97L9 101L12 103L8 102V100L6 98L5 99L2 98ZM159 95L160 94L158 93L156 97H158ZM123 96H125V95H123ZM174 96H172V100L175 99V98H173ZM98 97H100V96L98 95ZM145 97H146V94H145ZM207 97L208 96L203 97V98L206 99ZM63 98H65V97H62V99ZM152 98L154 99L155 97H152ZM163 98L165 99L166 96L162 97V99ZM168 98H166V99H168ZM196 98H197V96H196ZM199 98H201V96ZM209 98L210 97H208V99ZM62 99H61V101H62ZM67 99L72 101V103H71V101H70V103L73 106V104L75 103L74 100H72L70 98H67ZM114 99L112 101H114ZM158 99L159 98H157L156 100L158 101ZM162 99H159V100L161 101ZM170 99H171V97H170ZM177 99L178 98H176V100ZM180 99H178V101ZM257 99H258V102L264 103V99L260 98L259 95L257 96ZM135 100H138V98H136ZM135 100H132V101H135ZM169 100H168V102L167 101L166 102L167 103H169L170 101L172 102V100H170V101ZM176 100H174V102ZM181 100H180L181 103H178V104H180V106L183 105L182 104L183 102ZM6 101L9 104L4 103ZM65 101H62V103L65 104ZM98 101L100 102L99 104L96 103ZM112 101H111V103L108 100L105 102H107V103L109 102L110 104L113 103L112 105H114L115 101L114 102H112ZM116 101H117V99H116ZM138 101H140V99ZM138 101H137V103H138ZM162 101L164 104L165 101L164 100H162ZM178 101H176L175 103H177ZM193 101H191V103H193ZM66 102H68V101H66ZM161 102H160V104H161ZM107 103H105L103 105H107ZM137 103H135V106L133 105L134 108L136 107ZM140 103H142V101H140ZM167 103L165 104V106L167 105ZM188 103L191 106L195 105L196 108L201 107L199 105L200 103L198 101H195L194 104H191L190 102H188ZM196 103H198V104H196ZM189 104H187L188 106L184 104L183 107L185 109H183V107H182V111L184 110V112H185V110H186V112H191V110H192L193 114L198 113L200 111V110L196 109V111H197L196 112L194 110V107L191 108V106H189ZM112 105H110V106H112ZM141 105H143V103L140 104V106ZM172 105H173V103H172ZM64 106H67V105H64ZM108 106H106V108ZM110 106L108 108H110ZM138 106L139 105H137V107ZM176 106H178V105H176ZM185 106L187 107V109L189 107L191 109L189 108V110H187ZM210 106L212 107L213 105H209V107ZM172 107L175 108V106H172ZM177 108L176 109L179 110L181 107L178 106ZM110 111L111 110H109V112ZM50 112H52V111H50ZM110 114H116V116L112 115V117L114 116L113 118H115V120H116V117L118 118L117 111L115 113L112 112ZM122 114H123V112H122ZM127 114L128 113H126V117L129 115V114L128 115ZM181 114H182V112H181ZM110 117H111V115H110ZM112 117H111V119H112ZM128 117H130V115ZM121 118H123L124 120L128 119V118L125 119L123 116L120 117V119ZM91 119H92V121H94L95 119H99V121L96 120V123L94 121L95 126H97V128H98L99 124L98 125H96V124L98 122L101 123L102 120H104V119H105L104 120L105 122L108 121V119H109V121L107 123H105V122L101 123V125H104V128L102 126V129H101V126H99L100 130L98 129V132L101 131L99 134L96 130V127H94V124L92 125V123L90 122ZM115 120L113 121V119H112V121L114 123L117 121V120L116 121ZM124 120H121V121H124ZM113 122H111V123H113ZM263 122H264V120L260 119L259 122L257 123V125L251 126L249 124L246 129H248V130H250V129L251 130H253V129L260 130V127L263 126ZM103 123H105V124H103ZM108 125H107V127H109ZM130 126H129V128H130ZM92 127H94V128H92ZM132 127H134V128H132ZM132 127L129 131L135 129L136 126L133 124ZM62 128H63V126H62ZM74 128H72V131L74 130ZM129 128L127 127L126 129H129ZM70 129H71V127H70ZM86 130H85V133H86ZM263 130H264V128H263ZM106 131H105V134H106ZM129 131H126V136L132 132H134L136 134L137 129H136V131H131L130 133H129ZM215 131L216 130H214V133H215ZM93 133H95V134H93ZM97 133L99 135H97ZM103 134H104V131H103ZM135 134H133V138L136 136ZM96 135L99 137H96ZM130 135H132V134H130ZM108 136H109V134H108ZM115 136H117V135H115ZM43 137H45V138H43ZM42 138L45 139L44 140L45 143H40ZM95 138L92 139V142H94L93 140L98 141ZM104 139H106V136ZM135 139L136 138H134V141H135ZM81 140H80V142H81ZM106 140H105V142H107ZM48 141H47V144H50ZM87 142H89V143H87ZM51 143H53V142H51ZM138 143L141 144V146H140L141 148L139 147ZM106 145L107 144H105V146ZM95 146H97L98 148L97 147L96 148L99 150L95 149ZM144 147L145 146H143V149H144ZM102 148H104V147H102ZM44 149H46V150H44ZM143 149L141 150V152L143 151ZM84 150H85V152L88 153L87 157H84L85 155H87V154H85ZM111 150H113V148ZM0 151H4V150L0 149ZM19 152L22 153V155H19V156L14 155V154H17ZM124 152H123V154H124ZM133 152H135L136 155ZM147 152H148V149L145 147V154ZM5 153L6 152H4V153L2 152L0 154H3V156H4ZM36 153L37 154L39 153V156H37ZM107 153H109V151ZM111 153L113 156L111 155ZM111 153L108 154L109 157H110V155H111V157L116 156L114 154L115 152L114 153L111 152ZM53 155L55 156V158H57V157L60 158V156H62L61 158L63 159V157H64V161L60 160L61 162L58 163L57 161H59V160L55 161L53 158L51 159V156H53ZM56 155H57V157H56ZM119 157H120V160H119ZM30 158H34L33 161H30ZM126 158H127V160H126ZM137 158H135V160H137ZM142 158L143 157H141V160H139L140 162H143ZM112 159H115V158H112ZM149 159H151L150 156L148 157V160ZM49 160H53V162H50ZM124 160L122 162H124ZM148 160H146V161H148ZM47 161L50 162L51 164L50 165L47 164V166H49V167L46 166L47 168L46 167L43 168L42 164L43 163L45 164V162H47ZM41 162H43V163L41 164ZM132 162H134V161L133 160L131 161V165L133 164L131 166V168L135 166L134 163L140 165L138 163V161H136L137 163L136 162L132 163ZM145 162H143L142 163L143 165H140L139 167L142 168L144 166ZM122 164H124V163H122ZM122 164L119 163V166L121 165L120 168L123 166ZM127 164H125V165H127ZM147 165H148V163H147ZM3 166L4 165L2 164V166H0V167L2 168ZM114 166H112V167H114ZM126 167L128 168V166H126ZM136 167L139 168L137 165L135 166V168ZM149 167H150V165H149ZM115 168H112V169L115 170ZM117 168H118V164H117ZM127 168L124 167V169H126V172L129 171V170L127 171ZM129 168H130V165H129ZM135 168H132V169H135ZM147 168H148V166L146 167V170H147ZM9 169L11 171H13L11 167H9ZM124 169L122 168L123 171H125ZM140 169H139V173L141 171L145 170V169H143V170L141 169V171H140ZM109 170L111 171L110 168H109ZM122 170H120V171H122ZM146 170H145V172H146ZM148 170L151 172V169H148ZM148 170L146 172L147 174L149 173ZM11 171H9V174L13 175V173ZM113 171H111V172H113ZM131 171H133V170L130 169L129 174ZM116 173L117 174L119 173V179H121V176H120L121 174L124 177V172L123 173L116 172ZM139 173H137V174L139 175V181H140V175H141V179H143L142 176L144 175V173H140V174ZM151 173L154 174L153 171ZM1 174H2V176H1ZM129 174L125 173V176L129 175ZM131 174H132V172H131ZM133 174H135V173H133ZM130 175H129L130 179L128 178V180L133 179L132 177H130ZM149 175H150V177H148L147 179L151 178L150 173H149ZM108 176H110V178L113 179V181L110 180V178L108 179ZM126 177L122 178V179H124V183L127 180ZM135 177L137 178V175ZM154 177H157V175ZM154 177H152V178H154ZM163 177H161V178H163ZM157 178L154 179V181L157 180ZM161 178L159 176V179H161ZM6 179H7V177H6ZM121 180H119V181H121ZM128 180L126 182L130 183V181H128ZM133 180H136V179H133ZM116 181H118V178ZM137 181H138V179H137ZM145 181H147V180L144 179V181L142 180L141 182L145 184ZM150 181H153V180L149 179L147 181V183H149ZM161 181H162V179H161ZM161 181H159V182H161ZM134 182H131V183H134ZM163 182H165V180ZM73 183H75V184H73ZM131 183H130V185H131ZM166 183H167V180H166ZM116 184L117 183H115L114 185L117 186ZM137 184H138V182H137ZM151 184H152V182H151ZM164 184H163V186L168 185V184H165V185ZM130 185L127 184V187H130ZM139 185H140V183H139ZM152 185H154V184H152ZM160 185L161 184H159V186ZM66 186L67 187L73 186L74 189L72 187L73 190L69 191V188L67 189ZM108 186H110V185H108ZM121 186H123V185H121ZM92 187H95V188L92 189ZM106 187L104 188V189H106V191H104V193L110 189V188L107 189ZM127 187H126V189H127ZM149 187L153 188V186H149ZM166 187L168 189V186H166ZM113 188H117V190H120L122 187L121 188L113 187ZM145 188H146V186H145ZM154 188H157V187H154ZM159 188L160 187H158V189ZM162 188H165V187H162ZM126 189H123V190H125V194H126ZM128 189H130V188H128ZM140 189L143 190V187ZM140 189H137V190H140ZM111 190H112V188H111ZM111 190H110V192H111ZM117 190H116V193H117ZM134 190H136V189L134 188ZM160 190H164V192H165L166 189H160ZM160 190H158L157 193H162L163 195L166 194L167 196H170V194L168 195L166 192L164 194V192H160ZM102 191H99V192L101 193ZM129 191L131 192V190H129ZM129 191H127V192H129ZM152 191H154V189L151 190L150 193ZM130 192L128 194H130ZM139 192L140 191H138L137 194ZM145 192L142 195L147 196L146 194H148V191H147V193H145ZM167 192H168V190H167ZM170 192H171V190H170ZM118 193L120 194L121 192L118 191ZM68 194H71V195H68ZM95 194L99 195V198H102V195H104V194H99V193H95ZM113 194H115V193H113ZM113 194L106 193V196L107 195L110 196ZM121 194H123V193H121ZM137 194L135 197L139 196V195L137 196ZM149 194H148V196H149ZM162 194H160V195H162ZM140 195H141V192H140ZM151 195H152V193H151ZM106 196H104V197H106ZM109 196H107V197H109ZM126 196H127V194H126ZM158 196H159V194H158ZM95 197L98 198L97 196H95ZM110 197H112V196H110ZM113 197H115V196H113ZM154 197L156 199V196H154ZM160 197H158V199H162ZM90 198L91 197H89V199ZM143 198H145V197H142V199ZM150 198L152 199L153 197H150ZM92 199H95L94 196H92ZM105 199L107 200L108 198H105ZM105 199H102V200L106 201ZM148 199H149V197H148ZM74 220L75 221L73 222V224L69 226V227H71V228H69L70 230L64 229L60 233V236L50 237V238H48L45 235L39 236L38 234H36L33 231L31 232L26 228H23V227L20 228V227L16 226L11 232L18 234L20 239L27 241L29 245L27 246L25 251L22 252V254H20L16 258H14V264H55L58 261V259L64 258V255L57 254L58 251H61L62 248H65L64 246H67L69 252L73 254V255H70L68 257L69 264H119V263L121 264L122 263V261H121L122 259L121 260L119 259V261H118V259H117L118 255H116V257H115V254L113 255L109 251L110 248H107V249L111 254L108 251H106L107 250L106 248H103L101 246L100 243L105 241L104 237H103V239H101V242L99 240L102 237V235H100L101 230H100V232H98L100 226H102L101 224L100 225L97 224V227L99 226L98 230H97L94 228V227H96V225H94V223L91 225V222L89 221L90 219H88V218L85 220H82L79 217L74 216ZM118 222H120V221H118ZM109 223H110V225H109ZM109 223L106 224V225H109L108 226L109 229L106 230V228H108V227H106V225L103 224V225H105V227H103V230L111 231L112 228H113L112 231L114 230L115 226L110 227L114 224H112V222H109ZM123 223H121V224L123 225ZM116 224H117V222L115 223V225ZM118 224H120V223H118ZM125 224L127 225V223H125ZM76 225L82 227V229H81V230H83V231H81L82 234H81V232L75 230L76 228H79V227L72 228L73 226H76ZM128 225H127V227L129 228L130 225L129 226ZM263 226H264V224H263ZM120 227H121V225H120ZM138 227L139 226H137V228ZM60 228H62V227H58L57 230ZM116 228H117V226H116ZM123 228L124 227H122V229ZM128 228H127V230L131 235V232L133 229L130 230L131 227L129 229ZM137 228L135 231L138 230ZM140 229L142 230V228H140ZM106 231H103V232H106ZM0 232L2 235V237H0V264H4V257H7V256L10 257L9 256L10 253L8 252V247L4 243V220H3V223L0 224ZM142 232L144 233L145 231H142ZM261 232H262V230H261ZM132 233H134V232H132ZM140 233L138 235H140ZM119 234L121 236V233H119ZM99 235L101 237H99ZM138 235H136V236L140 237V240H142V238H144V236H145V235L144 236L142 235L143 237L141 238V235L140 236H138ZM133 236H134V234H133ZM130 238H131V236H130ZM44 242L50 243V248H48V249L53 251L55 254L53 253L51 255L50 253L41 252L39 250V245L41 243H44ZM107 242H109V241L106 240V243ZM136 242L139 243V241H136ZM110 243L111 242H109V244ZM251 243L249 244L250 249L242 255L243 259L245 260V263L246 264H264V250L261 251V250L257 249L254 245V243H255L254 241H251ZM109 244H106V245L108 247H110ZM106 245H104V246L106 247ZM137 247H139V246H137ZM137 247H136V249L138 250ZM141 248H142V250H141V252H142L143 247H141ZM122 249H124V246ZM125 249H127V248H125ZM127 250H129L131 252L132 249L130 250L128 248ZM146 250H144V252ZM126 251H125V253H126ZM148 251H147V253H148V255H150V253ZM130 252L127 251V254L129 253L128 255H130ZM134 252L136 253L135 247H134ZM135 253L133 255H131V257L134 256ZM128 255L125 257H128ZM139 255H140V253H139ZM141 255H142V253H141ZM136 256H138V255H136ZM144 256L142 255L140 257L141 261L139 260V262L142 263L144 261V259L148 258L147 256H145V258H144ZM80 257H83V258H80ZM142 257H143V261H142ZM132 258L133 259L135 258V261H136L135 256ZM138 259H139V257H138ZM145 262H147V261H145ZM148 263H149V261H148ZM143 264H145V263H143Z\"/></svg>","mask_w":264,"mask_h":264}]
</instances>
